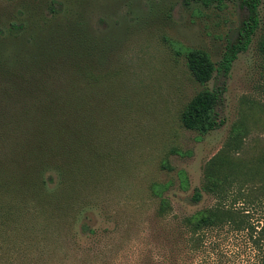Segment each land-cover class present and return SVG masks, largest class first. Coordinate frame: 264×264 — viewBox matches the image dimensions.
I'll return each instance as SVG.
<instances>
[{
	"label": "rangeland",
	"instance_id": "rangeland-1",
	"mask_svg": "<svg viewBox=\"0 0 264 264\" xmlns=\"http://www.w3.org/2000/svg\"><path fill=\"white\" fill-rule=\"evenodd\" d=\"M257 13L259 27L228 75L200 85L185 53L204 51L217 65L247 16L237 3L0 0V264H262L264 0ZM11 23L25 29L15 35ZM49 58L68 77L58 84L56 69L44 73L47 108L59 116L41 127L11 122L2 103L9 74L20 78L19 66ZM215 88L220 126L184 129V106ZM64 121L72 129L46 128ZM236 124L244 134L227 150ZM216 157L236 165L224 201L205 191ZM233 198L253 231L207 229L193 249L185 219Z\"/></svg>",
	"mask_w": 264,
	"mask_h": 264
},
{
	"label": "trees",
	"instance_id": "trees-1",
	"mask_svg": "<svg viewBox=\"0 0 264 264\" xmlns=\"http://www.w3.org/2000/svg\"><path fill=\"white\" fill-rule=\"evenodd\" d=\"M196 1L201 2L204 6H210L213 4L222 6L226 2L237 3L240 8L244 9L247 13L245 20L241 21L236 30L235 37L233 38L234 40L227 46L225 53L217 65L212 62L208 54L204 51L198 49H190L186 51V67L190 76L196 83L205 85L212 80L215 75L226 77L230 71L232 62L236 59L238 53L247 49L252 36L259 27L257 13L259 0ZM49 11L54 13L55 7L53 5L49 6ZM24 29L25 25L23 23L10 24V30L15 35L20 34ZM262 48H264L263 44ZM48 62L53 61L49 58L37 69H34L36 67L32 65L26 67L25 71L19 66L18 70L20 78H13V76L9 74L12 82L5 83L2 103L10 110L11 122L17 117L21 122L33 126L36 124V126L41 127L44 122L52 123L56 120L55 117L59 116L57 112H53L54 109H48L52 103L53 95L47 92L50 80L45 78L44 73L47 71L46 69H49L50 67H52L53 70L56 69L54 73L59 76H56L54 81L58 82V84L63 82L60 76L67 77V74L60 75L59 72L61 71H58L59 67H56L55 64L52 66L53 63ZM65 70L67 71V69ZM24 74H27L29 77L23 79L22 76ZM221 95L222 88L211 90L203 89L196 93L180 113L179 120L182 127L186 130L195 131L201 135L207 134L218 128L221 121L218 117L217 106L221 100ZM40 112L43 115L42 118L39 116ZM68 115H72V113H68ZM40 119H43L42 123H40ZM65 121L71 122V117L65 119ZM65 121L58 124L55 122L53 124L57 125H48L46 128H54L52 129V132L57 131V133H59V131L72 129V127L65 124ZM243 134L241 124L234 125L225 148L229 150L232 147H238ZM66 135H71L70 131H66ZM45 165L48 167L47 164ZM235 168L236 165L228 162L225 157L211 159L204 169L206 178L205 191L214 195L218 201H224L228 195V189L235 183ZM225 169L227 172L222 173ZM42 184L46 187L48 182L44 180L42 181ZM200 198L201 192L199 189H196L193 193L192 200L197 202ZM237 198L231 200L232 206H227L226 204L217 201V204L206 214L195 218L192 217L185 219V226L190 235L188 242L192 244L193 249L199 247L204 231L207 229L212 230L223 226H230L235 230L244 229L247 231L250 230L251 232L253 231L252 226L247 224V214L244 212H238L237 209L234 208ZM164 204L165 202L161 201L160 207L164 206ZM259 234H261V236L264 235V226L261 228ZM253 242L258 246L259 240H254ZM262 264H264V262Z\"/></svg>",
	"mask_w": 264,
	"mask_h": 264
}]
</instances>
